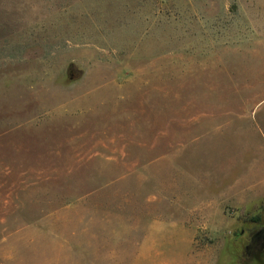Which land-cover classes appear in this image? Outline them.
<instances>
[{
	"label": "rangeland",
	"instance_id": "rangeland-1",
	"mask_svg": "<svg viewBox=\"0 0 264 264\" xmlns=\"http://www.w3.org/2000/svg\"><path fill=\"white\" fill-rule=\"evenodd\" d=\"M262 203L264 0H0V264H244Z\"/></svg>",
	"mask_w": 264,
	"mask_h": 264
},
{
	"label": "water",
	"instance_id": "water-1",
	"mask_svg": "<svg viewBox=\"0 0 264 264\" xmlns=\"http://www.w3.org/2000/svg\"><path fill=\"white\" fill-rule=\"evenodd\" d=\"M247 259L244 264H264V234L256 231L245 247Z\"/></svg>",
	"mask_w": 264,
	"mask_h": 264
},
{
	"label": "flooded vegetation",
	"instance_id": "flooded-vegetation-1",
	"mask_svg": "<svg viewBox=\"0 0 264 264\" xmlns=\"http://www.w3.org/2000/svg\"><path fill=\"white\" fill-rule=\"evenodd\" d=\"M258 231H260L262 234H264V225L261 226V227L258 229Z\"/></svg>",
	"mask_w": 264,
	"mask_h": 264
},
{
	"label": "trees",
	"instance_id": "trees-1",
	"mask_svg": "<svg viewBox=\"0 0 264 264\" xmlns=\"http://www.w3.org/2000/svg\"><path fill=\"white\" fill-rule=\"evenodd\" d=\"M261 208L264 210V203H262ZM254 219H255L256 221H258L259 217H258V216H255Z\"/></svg>",
	"mask_w": 264,
	"mask_h": 264
}]
</instances>
